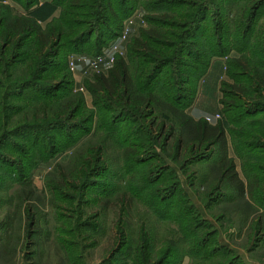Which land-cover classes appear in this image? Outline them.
I'll return each instance as SVG.
<instances>
[{
    "label": "rangeland",
    "instance_id": "374dc122",
    "mask_svg": "<svg viewBox=\"0 0 264 264\" xmlns=\"http://www.w3.org/2000/svg\"><path fill=\"white\" fill-rule=\"evenodd\" d=\"M233 1L236 3L217 0L224 20H234L243 6L256 5L253 32L259 35L264 30V0ZM165 8L156 12L176 10ZM61 11L54 0H0L1 14L31 17L42 29L59 19ZM147 16L149 13L139 6L125 20L123 28L125 24L134 26L131 37L128 32L127 43L109 56L127 59L132 40L149 29ZM211 21L209 12L199 35L210 29ZM28 44L17 40L13 45L3 44L6 54H11L8 65L13 78L3 73L0 65V86L29 76ZM82 53L93 57L84 47L78 53L62 51L57 59H48L47 75L55 73L54 82L29 77L4 101L0 87V220L5 222L13 214L15 223H55L60 226L59 236L65 235L80 247L90 245L95 264H131L134 249L147 241L151 246L149 260L157 264L163 251L179 239L174 257L164 263L179 264L187 251V235L180 223L193 216L207 242L204 258L187 256L182 262L264 264V140L231 135L227 129L223 144L187 146L177 123L160 113L123 117L96 109L85 84L95 75H107V64L103 58L96 68L79 62L70 69L69 57ZM232 54L230 58H234ZM60 58L66 59L62 62ZM62 69L69 75L68 85L47 93V89L55 90ZM167 71L163 69L157 81ZM215 76L214 72L209 77L194 114L212 116L217 112L219 86ZM77 97L81 102L78 111L70 115L71 121L41 126L45 106L59 99L77 101ZM190 108L185 111L189 117ZM216 115L221 119L215 125L223 120L220 112ZM252 116L253 126L264 124V111ZM38 177L43 181L41 193L32 187V179ZM27 199L36 205L27 204ZM26 244L24 235L21 254ZM2 259L0 264H54L24 257L14 263L11 254ZM76 262L73 259L68 264Z\"/></svg>",
    "mask_w": 264,
    "mask_h": 264
},
{
    "label": "trees",
    "instance_id": "16d2710c",
    "mask_svg": "<svg viewBox=\"0 0 264 264\" xmlns=\"http://www.w3.org/2000/svg\"><path fill=\"white\" fill-rule=\"evenodd\" d=\"M54 3L62 9L60 18L45 29L31 17L0 13V65L9 79L12 77L8 65L11 54H6L4 43L29 42L26 49L27 78L35 76L39 81L54 82L56 74L47 75L48 59H57L62 51L78 53L84 47L93 57L100 56L121 34L125 20L142 6L149 13L146 17L149 29L142 30L139 37L132 40L127 59L115 56L107 75H95L92 82L85 84L93 98V106L123 117L160 113L177 123L184 132L187 146L223 144V131L227 129L231 135L239 133L264 140V124L256 127L251 122L253 113L264 111V30L259 35L253 32L258 6L241 7L234 20L227 22L217 0H54ZM167 6L176 10L156 12L167 10ZM209 12L213 18L210 29L199 35ZM54 40L58 42L54 43ZM232 53L238 57L230 58ZM215 58L226 59L227 80L220 85L219 105L223 120L211 126L205 121L195 122L185 111L193 105L197 86ZM65 59L60 58L62 62ZM163 69L168 71L157 81ZM59 75L55 90L47 89V93L66 88L69 75L65 69ZM24 77L15 83L2 82L3 101L20 89V84L27 80ZM55 102L50 107L45 106L41 126L71 121L70 115L78 111L81 99ZM163 129L164 123L160 131ZM232 177L236 179L234 175ZM185 220L180 224L184 225L187 235V251L179 264L187 256L198 255L196 257L200 256L202 260L207 244L195 218L188 216ZM179 232L182 233L180 229ZM179 244V239L171 242L157 264H164L172 255L174 257ZM150 249L148 241L137 246L131 264H152Z\"/></svg>",
    "mask_w": 264,
    "mask_h": 264
},
{
    "label": "crops",
    "instance_id": "0c3cea01",
    "mask_svg": "<svg viewBox=\"0 0 264 264\" xmlns=\"http://www.w3.org/2000/svg\"><path fill=\"white\" fill-rule=\"evenodd\" d=\"M133 28L134 26L129 27V39L131 37ZM122 54L123 53H121V55ZM112 57L113 55L104 57V60L106 61L107 64V71L113 65ZM232 57L236 58L237 56L236 55L233 56L232 54ZM214 72L216 73L215 80L218 81L219 84L218 85L216 82L217 84L216 86H219L217 112H215L214 115L212 116L205 113L194 114L195 109L197 108V103L199 102V99L202 95V91L205 88V86L208 85L207 81L209 77L213 75ZM226 80H227L226 59H220V58L213 59L207 74L199 83L196 100L193 106L190 108L192 109L190 116L195 122L203 121L207 118L214 120L216 114H219L221 109V106L219 105L220 85L223 81ZM211 85L214 86L215 84L212 82ZM215 123H213L212 126H214ZM36 179L37 180L32 179V185H33L32 187L37 190V193H41V190L43 189L41 184L43 183V181L41 180L40 177ZM27 200H28L26 201L27 204L36 205L34 201H30L32 199H27ZM22 215L23 217L25 216V214ZM13 219H15L13 217V214H10V216L7 217V220L5 222L4 220H0V262L3 260L2 259L3 257L11 254L13 255V259L11 260L14 263L20 260L22 261V257H24L25 259L32 258L33 261H38L40 263L68 264L72 262L73 259H75L77 262H79L78 264H95V252H93V259L91 260L90 245L84 244L83 245L84 249H83L82 246L80 247L79 243L74 244V242L70 239H67L65 235L62 234L61 236H59L57 232L60 230L59 229L60 226H58L57 224L35 222V221H31L29 224H25L24 222L15 223L13 222ZM24 231H27V233L25 234ZM50 232H56V233H50ZM24 235L27 238V244L25 247L24 254H21L19 250ZM30 240H34L35 242ZM15 242L17 244H15ZM182 264H188V261L184 260Z\"/></svg>",
    "mask_w": 264,
    "mask_h": 264
},
{
    "label": "built area",
    "instance_id": "2783aa9c",
    "mask_svg": "<svg viewBox=\"0 0 264 264\" xmlns=\"http://www.w3.org/2000/svg\"><path fill=\"white\" fill-rule=\"evenodd\" d=\"M128 22L131 24L133 21L130 18V20H128ZM128 32H129V26L125 24L121 34L117 37V39L109 47L110 49L106 50V51L103 50V54L100 55V56H97V57H87V56H83V55L82 56H80V55H72V56H70L69 59H68V65H69L70 69H74L76 63H79V62L88 63L92 67L96 68L97 66H99V64L102 62V59L105 56H109L112 52H117L118 46L121 43H124V42L127 41ZM220 119H221L220 116L216 115L214 120L207 118V119H205V121L208 124L212 125V123H215V122H217Z\"/></svg>",
    "mask_w": 264,
    "mask_h": 264
}]
</instances>
